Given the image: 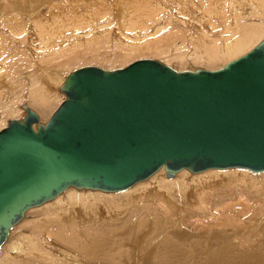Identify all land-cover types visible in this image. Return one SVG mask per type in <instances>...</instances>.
Returning <instances> with one entry per match:
<instances>
[{
  "label": "water",
  "instance_id": "obj_1",
  "mask_svg": "<svg viewBox=\"0 0 264 264\" xmlns=\"http://www.w3.org/2000/svg\"><path fill=\"white\" fill-rule=\"evenodd\" d=\"M45 119L0 128V248L25 212L68 187L117 192L160 167L264 171V37L218 68L156 57L77 66Z\"/></svg>",
  "mask_w": 264,
  "mask_h": 264
},
{
  "label": "bare ground",
  "instance_id": "obj_2",
  "mask_svg": "<svg viewBox=\"0 0 264 264\" xmlns=\"http://www.w3.org/2000/svg\"><path fill=\"white\" fill-rule=\"evenodd\" d=\"M50 1L0 0V21L5 25L8 24L9 29L10 27L14 29V25H11L14 23L13 19H21L22 14L26 13L31 18V21L29 20L31 31L28 51L34 56L47 59H57L81 46L94 45L99 40H106L108 37H114L121 45V49L123 47L129 51L132 48H140L141 45L143 46L146 42L157 37L161 31L170 29L173 26L172 19L177 21V24L183 23L184 20L194 23L196 19L192 25L184 23V26L191 30L188 42L192 47V53H188L189 57L194 60L211 61L224 58L226 55L234 56L235 53V57H238L252 49L264 37V29L261 33V27H255L256 25L253 23L247 31L241 29V23L249 24L250 22L240 20L241 16L236 14L239 9L230 16L231 10H235V5L238 3L255 1L256 3L251 4L253 6L259 4L262 7V9L258 8L257 13L261 17L264 14V0H233L230 7L228 0H61L58 5L57 3L48 5L47 14L36 18L38 14L36 12ZM11 31L13 33V30ZM15 32L17 31L15 30ZM253 37H257L255 41H251ZM182 54H177L179 57L176 55L174 59L181 61L184 58H189L184 56L187 53L183 52ZM4 57H0V72L5 69L9 59L7 55ZM160 60L174 65L165 59ZM38 67L34 71H28V80L25 78L28 87L25 86V88L20 83L9 87L4 83V75L0 73V88L3 86L7 88V91L3 92L7 93V96L4 94L0 96L3 99L2 104L5 112L1 121L5 124L9 118L16 117V114L23 115L22 109L25 113L23 103L30 106L34 99L42 102L56 97L59 102L63 99L64 93L59 89V84L67 73L63 71L64 67L62 65L47 66L48 68L44 69ZM55 87L62 94V99L54 93ZM263 174L264 171L253 172L240 168H210L198 173L182 169L174 176L167 177L162 166L148 178L136 182L129 187L130 189L127 188L128 191L120 194L68 187V190L65 189L55 198L46 201L53 200L49 204L59 203L58 213L56 212L58 215L54 212V220L52 215L49 216L51 213H47L42 221L47 224L46 226L41 222L40 228H34L31 237L26 239V242L22 243L23 245L20 244L21 242L13 243V238L10 236L12 229H15V226L26 217L27 212L35 207L30 208L25 212L20 222L10 229L1 248L5 250L6 247L11 246L16 252L18 251V254L26 248L30 253L35 251V242H40L38 246L43 244L45 248H52L53 252L57 250V254L50 252L47 256L42 255L45 257L41 256L44 261L37 260L38 264H118L114 262L117 258V250L125 252L122 248H134V244H138L137 246L143 244L141 253L144 264L149 263L148 257L152 252H154V255L150 256L152 264H181V260H175L176 257L171 253L173 251L184 259V264H191L189 259L192 258L198 259L201 264H264V250L261 249L264 248V245L255 243L245 247L248 249L244 252H238L234 249L237 245H232L233 240L238 236H234L231 232L234 228L240 229L236 224L240 222L244 213H248L249 210L253 213L255 207L264 210ZM176 176L177 178H174ZM240 183L244 184L247 190L238 188L236 191L230 190L228 193L219 194L216 192L220 187L225 189ZM139 184L147 185L138 187ZM178 184H181V192ZM251 188L253 190H250ZM80 190L85 191L80 192ZM174 192L177 194L175 195ZM238 192L241 193L240 197L236 198L237 205L231 204V207L222 209V212H218L221 216H217L218 213L215 215L213 212H208L214 217V220L217 218V221L212 222L211 220L212 223L217 226L219 225L217 222L225 220L226 225L224 223L223 225L228 228H225V231L220 229L224 231V235L219 238L221 243H218V240L214 243L220 250H213V248L205 254L206 256H203L202 252L209 246L210 239L213 237L210 236L209 231L207 233L209 237L203 239V243L201 239L199 240L202 244L193 241V239L188 242L185 232L187 230L184 227L187 221V212L195 207L197 211L203 210L205 213L204 210H209L210 203H215L219 197L224 198L225 195L231 197ZM234 206L240 207L241 210ZM240 214L242 215L238 217ZM252 215L253 218L252 221L250 220L249 226L257 227L256 223L264 225V211ZM69 220L70 222H68ZM102 220L106 222L103 226L98 227ZM93 221L98 224L92 226ZM242 230L244 229L242 228ZM225 232L230 234L225 235ZM174 236H177L178 239L176 240ZM154 246L160 250L157 251ZM186 250L191 255L190 258L185 259L183 257ZM135 254L137 253L135 252ZM123 258L125 259L123 264H137V261L131 259V256L127 254Z\"/></svg>",
  "mask_w": 264,
  "mask_h": 264
},
{
  "label": "rangeland",
  "instance_id": "obj_3",
  "mask_svg": "<svg viewBox=\"0 0 264 264\" xmlns=\"http://www.w3.org/2000/svg\"><path fill=\"white\" fill-rule=\"evenodd\" d=\"M232 1L233 0L227 1V2H229L228 3L229 7L233 4ZM60 2H61V0H51L50 3H47L46 5L42 6L41 9L38 12H36V13H38L36 15V18H41L44 15H46L47 14L46 12L48 11L49 6L51 4L53 5V4L57 3V5H58V4H60ZM245 2L242 1L241 3H238V5H235L236 9L231 10V14L228 10L230 16L234 15L233 13H235V11L237 9H239L236 12V14L241 16L240 20L242 19L243 22H246V21L250 22L249 24L248 23H241V29L243 31H247L249 28H251V25L253 23L256 25L255 27H261L260 30H261V33H263L262 30L264 29V14H262L261 17L257 15L258 8L262 9V7L259 4L257 6H253L252 4L256 3L255 1H251L252 4L248 3L249 1H245ZM241 9H242V12H241ZM248 12H250V13L252 12L251 13L252 15ZM24 14L25 15L22 14V17H21L22 21L20 18H18L19 20L17 18L13 19V22L16 24L15 25L14 23H11V25H14L13 26L14 29L13 28L11 29V27H10V29L13 30V33L9 29L8 24L5 25L3 22L0 21V57H4V56L6 57V55L9 56V59H8V62L6 63L5 69L0 73L4 75V78H3L4 83L9 85V87H11V85H15L16 83H20L23 86V88H25V86L28 85V83L25 80V78L26 79L28 78L27 77L28 71H34L38 66L40 68L44 69L47 66H55V65L61 66L62 65L64 67L63 71L68 72L77 66L86 65V64H97V65H101L105 68H112V67H117V66H124L127 63H129L130 61L137 59V58H140V57H156L158 59H165L167 62H170V63L172 62L174 64L173 67L178 68V69L192 68V67H196V66H202V67L206 66V67H210V68H217L222 63H224L225 61H228L229 59L236 56V53H235L234 56L226 55V56H224V58L221 57V58H218L216 60H211V61L194 60V59L190 58L189 53L190 52L192 53V47L189 45L188 39L190 38L191 30H188L189 27L187 28V26H184V23H188V25H192L196 22V19L194 20L195 21L194 23H192L193 21L192 22H189V21L186 22L185 20L182 23V22H180L181 21L180 20L179 21L180 24H177L176 23L177 21L172 19L173 20V26L170 27V29L161 31L160 33H158L157 37L146 42L145 45H143V46L141 45L140 48L130 49L131 51L130 50L127 51L123 47L121 49V45L119 44V42L114 37H108L106 40H99L94 45L81 46V47L77 48L75 51H73L71 53L64 54L62 57H59L57 59H47V58H43V57H39V56H34L30 53V51H28L29 42H30L29 41L30 40L29 34L31 31V24H30L29 20L31 18H29L26 13H24ZM19 22H21L22 25H21V23L19 24ZM18 26H19V28H18ZM18 29H19V31H18ZM15 30L18 33L15 32ZM263 35H264V33H263ZM214 36H216V35H214ZM256 38L257 37H253L251 39V41H255ZM133 39H135V36H133ZM245 48H247V46H245ZM127 49H129V48H127ZM183 52H185V54L187 53V55H184V56L189 57V58H184V59H182L183 61L182 60L180 61L176 58L174 59V57L177 54L181 55ZM177 56L179 57V55H177ZM182 56H183V54H182ZM175 65L178 67H176ZM1 77H2V75H1ZM9 90H8V92H9ZM6 91H7V88L5 86H3V88H0V96L2 94H4L3 92H6ZM54 93L56 94V96H59L62 99V94H60L57 91L56 87L54 89ZM5 94H4V96H7V93H5ZM31 102H32V104L30 106L32 108H34L40 114L42 119H45L47 116H49V114L53 111V109L58 105L59 100L56 97L55 99L54 98L48 99L46 102H42V101H39L37 99H34ZM0 103H1L0 104V107H1L0 108V128H1L4 125H6L3 121H1V120H3L2 116L5 113L4 107L2 104L3 99L1 97H0ZM21 112H22V114H24L23 109L21 110ZM15 116L18 117L21 115L16 114ZM261 173H263V172H261ZM262 177H264V176H262ZM174 178H177V176ZM174 178H172V179H174ZM247 184H250V183H247ZM139 185L140 186H138V187H145L147 184H139ZM178 187H179V190L181 192L182 191L181 184H178ZM180 187H181V189H180ZM238 188L242 189V190H247V187L244 184L241 185V183H240L238 185L236 184V185L231 186V187L229 186L225 189H221V187H220V189H217L216 192H218L219 194L225 193V192L228 193V191H230V190L236 191ZM250 190H253V188H251ZM77 191H79V190H77ZM83 191H85V190H80V192H83ZM126 191H128V189L125 191H120V192L111 193V194H120V193H123ZM95 192H98V191H95ZM174 193H175V195L177 194L176 192H174ZM240 193L241 192H238V193L232 195L231 197H227V195H225L224 198L219 197V200L215 201V203L212 202V203H210L211 205L209 204L210 205L209 210L208 211L204 210L205 213H203V210L197 211L195 209V207L193 210L191 209V210H189V212H187V217H186L187 221H186V224L184 225V227L187 230L185 232L187 233V236H188V238H187L188 242L190 241V239H193V241L200 242L199 240L201 239L202 243H203L204 242L203 239H207L209 237V234H207L209 231H210V236L213 237L210 239L209 246L206 248V250H204L202 252V254H204L203 256H206L205 254L209 253V251L212 250L213 248H214L213 250H220V248L215 246L214 243L217 240L219 241L220 236L222 237L224 235L225 228L226 229L228 228V227L223 225V223L226 225L225 220L224 221L220 220L221 222L218 220L219 222H217V223H219V225H217V226H219L220 228L217 227L215 223H212L214 221H217V218L214 220V217L211 214H210L211 215L210 216L208 212H213L215 214L218 212H222L223 211L222 209L225 210L226 208L231 207V204L237 205L238 202H237L236 198L240 197L239 196ZM121 196H123V195H121ZM52 201L46 202V203H44L38 207L32 208L27 212L26 217L18 225L15 226V229H12L13 231L11 230L12 232H11L10 236H12V238H13V241H12L13 243L14 242L15 243L21 242L20 244H22V243L24 244L26 242V239H29L31 237V233L34 230V228H36V227H37V229L40 228V223L44 220L47 213H51L49 216L52 215L53 220L55 219V213L57 212V210L59 208V203L49 204ZM234 207H236V206H234ZM239 208L240 207H236V209H239ZM43 210H45V211H43ZM239 210H241V208ZM263 211L264 210L261 209L260 207H255V209L253 210V213H258V212H263ZM44 212H46V213H44ZM253 213H251V210H249L248 213L246 212L243 215L240 214L238 217H240L242 215L241 220L238 224H236L238 226V228H240V229L234 228L231 231V232H233L232 234H234V236L237 235L239 238V239L235 238V240H233V242H232L233 246L234 245L238 246V247L236 246V248H234L238 252H244L246 249H248L245 247L252 246L255 243L264 245V237H262V236H264V225H257V223L255 221H253V223H256L257 227L252 228L251 227L252 225L249 226L250 225L249 223H251V221H252L251 219L253 218V215H252ZM217 216H221L220 213H218ZM250 216H251V218L249 219ZM57 217H59V216H57ZM205 217H207V218H205ZM209 218H211V219L209 220ZM211 220H212V222H211ZM68 222H70V220ZM101 222L102 223L98 224L97 222L95 223V221H93L92 226H95L94 224H98V227L103 226L104 222H106V221L102 220ZM206 222L207 223L210 222L212 224L209 223L210 224L209 225ZM42 223H44V226L47 225L45 222H42ZM221 228L224 231H221L222 230ZM242 228L244 230H242ZM245 228H247V229H245ZM251 229L252 230L255 229V230L252 231ZM237 230H238V234H237ZM201 231H203L204 233ZM226 234H230V233L225 232V235ZM25 236H27L28 238ZM174 238L176 240L178 239L177 236H174ZM205 242H206V240H205ZM218 243H221V241H219ZM39 244H40V242L39 243L35 242L34 248H35L36 253H35V251L29 253L27 251V249L24 248L23 250H26V251H23V250L20 251L21 252V253L19 252L20 255L18 254V251L16 252V250L11 248V246H9L10 249H9V247H6L5 250H3L1 248L2 250L0 252V264H34V263L36 264L37 260L38 261H44L43 259L45 257L42 255L47 256V254L50 252H52V254H57L56 253L57 250H54V252H53V249L49 248L50 249V251H49L48 247H46V248L43 247V244L38 246ZM137 245L134 244V248H132V247L122 248L125 250V252L123 250L120 251V249H118L117 250V258L115 259L116 261H114V262H117L118 264L125 263L124 260L127 259V257H125V259L123 257L126 256V254H127L128 256H131V259H134L135 261H137V264L138 263L144 264V258H142L143 254L141 253L143 250V244H139V246H137ZM41 249H43V250H41ZM158 249L159 248H156L157 251H158ZM261 249L264 250V248H261ZM135 250H137V251H135ZM37 252H39V253H37ZM119 252H120V254H119ZM135 252L137 254H135ZM153 253L154 252H152L148 257L149 258L148 264H150V263L152 264V259H150V256ZM171 253L176 257L175 260H179V261L181 260L180 263L184 264V259L180 258L176 252L173 251ZM30 254H32V255H30ZM118 255H120V256H118ZM134 255H136V256H134ZM190 255L191 254L187 253V250H186V254H184L183 258H185V259L187 257L190 258ZM41 256L44 258H42ZM133 257L138 258V259H135ZM122 258H123V260H122ZM189 260H190L191 264H201L200 261H198V259H196V258H194V259L192 258ZM138 261H140V262H138Z\"/></svg>",
  "mask_w": 264,
  "mask_h": 264
}]
</instances>
